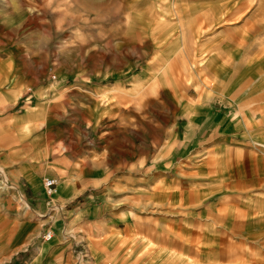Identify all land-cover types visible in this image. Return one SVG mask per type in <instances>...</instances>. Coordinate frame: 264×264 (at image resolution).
<instances>
[{
  "label": "rangeland",
  "instance_id": "obj_1",
  "mask_svg": "<svg viewBox=\"0 0 264 264\" xmlns=\"http://www.w3.org/2000/svg\"><path fill=\"white\" fill-rule=\"evenodd\" d=\"M25 2L20 31L4 36L28 41L32 51L23 61L35 75L27 76L17 106H0V148L11 152L7 121L24 112L9 127L40 153L38 132L48 164L37 171L23 165L31 189L0 158V247L30 212L33 222L44 220L36 244L52 229L47 245L67 233L85 254L93 245L86 229L97 226L119 230L134 254L143 242L186 255L191 264H255L250 253L264 250V223L245 215L264 204V0ZM9 13L0 11V20L9 21ZM172 25H192L200 44L221 38L230 48L174 51L177 39L162 52ZM97 50L105 55L94 56ZM100 82L107 85L99 88ZM83 83L93 87L75 88ZM49 89L72 107L85 104L87 119L73 110L71 124L52 127ZM52 136L59 168L69 166L82 187L65 200L58 197L63 185L51 198L43 189L46 177L65 181L54 175ZM206 221L226 233L208 236ZM126 254L103 263L118 264Z\"/></svg>",
  "mask_w": 264,
  "mask_h": 264
},
{
  "label": "crops",
  "instance_id": "obj_2",
  "mask_svg": "<svg viewBox=\"0 0 264 264\" xmlns=\"http://www.w3.org/2000/svg\"><path fill=\"white\" fill-rule=\"evenodd\" d=\"M5 4L4 6L0 7V11L8 10L11 13H9V21L3 18L0 20V106L4 107H15L18 105L19 100L22 97L23 92L28 88V75L33 74L35 75V71L32 70L29 66L26 65V63L23 61V59L28 58V56L31 53L30 46L28 45V41H25L23 39L15 41H10L7 38H5V34L8 32L11 34V38L13 37V34H17L20 31V28L18 25L20 23H16L18 21H21L23 17L25 16V11L27 10V3L25 0H4ZM42 7H44V2L42 3ZM195 29L196 26H194ZM179 29V35L176 33H172L173 29ZM172 30L170 33V36L168 38V42L164 44L161 48L162 52H168V46L171 44L172 41H177L178 39V46L174 49V51H185V50H202V49H219V48H230L228 44L225 42V40H222L221 38L219 40L211 41L207 40L203 42L202 44L199 43V36H195L194 30L192 25H182V27H176V26H169L166 28V30ZM197 33V32H196ZM17 37V36H16ZM217 39V38H216ZM92 53V52H91ZM96 55L94 56H100L105 55L100 50H97ZM89 56H92L90 53L87 54ZM108 55V54H107ZM42 58V57H41ZM43 60L41 61V67L43 70ZM198 73V72H197ZM199 75V74H198ZM87 75L81 76V78L86 79ZM200 76V75H199ZM88 78V77H87ZM106 82H100L97 86L99 88L106 86ZM93 86L87 85L86 83L78 84L77 89L82 91L83 93H87V88L90 90ZM95 87V86H94ZM61 90L63 88H60ZM59 90V89H57ZM56 90V92H57ZM60 91V90H59ZM50 109H51V126L57 127V126H67L71 124V121H67V118L72 117L73 115L69 114L73 110H76L79 113L84 114V118L87 119L85 113H88V108L85 104H78L72 107L71 105H68L69 101H63L59 99H55L51 97V95H54L55 92L53 90H50ZM13 95H15V98L12 99L10 102H7L8 98H13ZM46 102V100H45ZM44 102V103H45ZM43 106V112L44 116L48 118V115L46 114V108ZM77 108V109H76ZM24 112L22 113H16L12 115L9 121H7L9 124L6 126L5 133L11 134L12 140L11 145L12 149H10L11 152L2 151L0 148V158H8L9 161L12 162V165L16 167L17 172H19V175H24L21 173V169L23 165L26 163L27 166L31 165L36 171L41 169L42 166H46L48 163L46 160V153L45 148L43 147V142L40 140V134L38 132H35L39 136V145L42 147L40 148V153L37 151L30 152V144L27 143V139L23 140L21 136H19L14 129H11L9 126L10 121L14 116L21 117ZM80 114V115H81ZM87 122V120H86ZM85 122V123H86ZM19 125V124H17ZM1 134V133H0ZM52 143H53V158H54V175H57L58 177H64L65 181H63L61 184L59 182V185H63V189L60 194H58V197L61 199H69V197L74 196L77 192L81 190V185L71 177V169L65 166L59 168L62 159L61 156H59L58 152V140L55 138V136H52ZM240 152V151H239ZM235 152V153H239ZM38 161V163H35L34 160ZM52 162V161H51ZM51 168V167H48ZM52 169V168H51ZM23 178L28 186L33 189L35 188L34 180L30 184L27 177L24 175ZM60 177V178H61ZM46 178H53L57 179L56 177H46ZM34 192H36L34 190ZM61 199V200H62ZM262 202H257L256 204L252 205L251 207L247 208L246 210V217L248 218L247 221H251L252 223H264V204H261ZM262 208H260V206ZM260 208V209H259ZM5 217L7 218V213H4ZM44 217V216H42ZM20 220L14 222L16 225L19 226V232L18 235H15V237H9V239H6L4 242V246L0 247V264H87L88 262L85 261L89 257L92 264H106L108 262L112 263L111 261H106L103 263L105 258L115 256L116 259L119 258L118 253L127 252L125 256H123L122 260H118V264H191L192 261L187 259V256H181V255H175L171 252H168V250H161L156 252L158 249L157 247H153V245H150L149 243H138L135 248V254L132 252V250H128V247L132 244L125 243V241H122L123 239H119V235L121 234L119 230H112L107 229L103 226L104 229L103 232H99V228L96 227H87L85 235L86 238H92L93 245L89 247V250L86 251V255L82 253V251H76V248L78 246L76 245L75 241L73 240L72 236L70 234H58V240L55 239L54 244L47 245L46 242L36 244L35 240L38 237V234L40 233V223L44 222L40 221L39 223L33 222L36 218L35 216H32L30 212H25L24 214H21L19 216ZM9 222V221H8ZM11 222V220H10ZM206 225L204 226V231L208 232L207 234L210 237L219 238V236L222 234H225V230H221L219 227H217L216 224H213V222L206 221ZM48 230V229H47ZM53 232L52 229H49ZM222 231V232H221ZM45 231H43L44 233ZM42 233V234H43ZM54 235V232H53ZM114 236V242L109 244L108 242L104 241L105 236ZM234 236V235H233ZM54 237V236H53ZM84 237V239H85ZM120 242H119V240ZM251 242H256L257 240H249ZM1 241V240H0ZM52 241V239L50 240ZM49 241V242H50ZM203 244V243H202ZM185 246V244H184ZM35 247V248H34ZM94 248V251L92 248ZM89 253V254H88ZM149 253V256L147 254ZM21 255L22 258L19 259V261H14L15 257ZM166 255V256H165ZM122 256V254H120ZM250 256L252 257L255 264H264V250L263 251H252L250 253ZM118 257V258H117ZM81 258V259H80ZM18 259V258H17ZM243 259V258H242ZM219 260V259H218ZM13 261V262H12ZM184 262V263H183Z\"/></svg>",
  "mask_w": 264,
  "mask_h": 264
},
{
  "label": "built area",
  "instance_id": "obj_3",
  "mask_svg": "<svg viewBox=\"0 0 264 264\" xmlns=\"http://www.w3.org/2000/svg\"><path fill=\"white\" fill-rule=\"evenodd\" d=\"M58 187V181L56 179L53 178H45L43 181V189L45 192V195L48 198L53 197L54 191L55 189ZM53 232L51 230H46L43 234H42V240L44 242H49L52 238H53ZM106 264H112L110 262L106 263Z\"/></svg>",
  "mask_w": 264,
  "mask_h": 264
},
{
  "label": "bare ground",
  "instance_id": "obj_4",
  "mask_svg": "<svg viewBox=\"0 0 264 264\" xmlns=\"http://www.w3.org/2000/svg\"><path fill=\"white\" fill-rule=\"evenodd\" d=\"M58 188H59V186L55 189V191H54V194H53V197H55V195H56V193H57V191H58ZM28 206V205H27ZM53 239V238H52Z\"/></svg>",
  "mask_w": 264,
  "mask_h": 264
}]
</instances>
